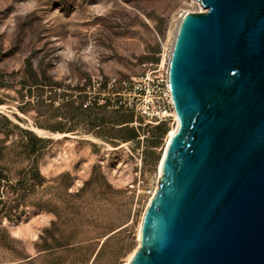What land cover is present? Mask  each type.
<instances>
[{
  "label": "rangeland",
  "instance_id": "obj_1",
  "mask_svg": "<svg viewBox=\"0 0 264 264\" xmlns=\"http://www.w3.org/2000/svg\"><path fill=\"white\" fill-rule=\"evenodd\" d=\"M198 12H205L198 0H0V140H49L37 144L46 180L38 196L50 198L63 176V236L75 231L89 257L105 242L94 264H126L138 246L175 126L120 121L131 114L110 98L122 81L166 68L181 16ZM131 128L135 139L124 137ZM21 209L2 226L36 255L55 215ZM3 258L14 259L0 249Z\"/></svg>",
  "mask_w": 264,
  "mask_h": 264
},
{
  "label": "water",
  "instance_id": "obj_2",
  "mask_svg": "<svg viewBox=\"0 0 264 264\" xmlns=\"http://www.w3.org/2000/svg\"><path fill=\"white\" fill-rule=\"evenodd\" d=\"M176 27L179 119L128 264H264V0H198Z\"/></svg>",
  "mask_w": 264,
  "mask_h": 264
},
{
  "label": "trees",
  "instance_id": "obj_3",
  "mask_svg": "<svg viewBox=\"0 0 264 264\" xmlns=\"http://www.w3.org/2000/svg\"><path fill=\"white\" fill-rule=\"evenodd\" d=\"M91 110L89 106L84 109L85 112ZM129 114V118L122 117L119 120L131 122L127 119H132L135 115L132 112ZM162 126L157 125L156 129L160 130ZM124 137L137 138V128L126 129ZM47 142L49 140L37 136H32L26 144H7L6 141L0 140V249L14 258L7 261H3V258L0 264H85L92 258L91 264H94L104 247L105 242L89 257L85 242L73 241L75 231L69 236H63L68 229L67 221L63 220V176L49 187L54 190L50 198L38 196V188L41 187L44 191L46 180L39 168L40 151L37 144ZM28 206L44 208L55 215V220L40 236L36 255L28 254L24 244L13 238L2 226L4 219L12 220L17 212H23L21 208Z\"/></svg>",
  "mask_w": 264,
  "mask_h": 264
},
{
  "label": "built area",
  "instance_id": "obj_4",
  "mask_svg": "<svg viewBox=\"0 0 264 264\" xmlns=\"http://www.w3.org/2000/svg\"><path fill=\"white\" fill-rule=\"evenodd\" d=\"M116 83L114 79L109 85L113 87ZM121 86V90L114 92L110 98L116 108L134 113L145 124H175L176 113L169 86L168 64L166 68L154 67L138 78L124 80Z\"/></svg>",
  "mask_w": 264,
  "mask_h": 264
},
{
  "label": "bare ground",
  "instance_id": "obj_5",
  "mask_svg": "<svg viewBox=\"0 0 264 264\" xmlns=\"http://www.w3.org/2000/svg\"><path fill=\"white\" fill-rule=\"evenodd\" d=\"M178 128H179V119H178V117H177V115H176L175 126L172 128V130H171V131L169 132V134L167 135V141H166L165 149H164V152H163L162 157H161V160H160V164H159V174H160V177H161V175H162L163 165H164V161H165V158H166V155H167V152H168L169 146H170L171 139H172V137L177 133ZM64 136H66V134L63 135V137H64ZM153 196H154V195H153ZM153 196L150 198V201H151V199L153 198ZM150 201H149V203H150ZM149 203H148V205H149ZM148 205H147V206H148ZM143 216H144V214H143ZM143 216H142V220H143ZM142 220H141V222H140V227H141V224H142ZM140 227H139V228H140ZM139 238H140V231H139V234H138V243H139ZM138 245H139V244H138ZM137 247H138V246H137ZM137 247L135 248V250H134V251L130 254V256L128 257V259H127V261H126V264L129 263L131 257L133 256L134 252L136 251Z\"/></svg>",
  "mask_w": 264,
  "mask_h": 264
}]
</instances>
